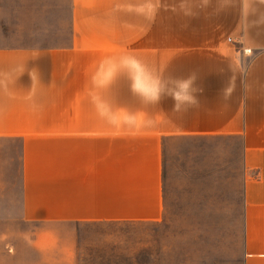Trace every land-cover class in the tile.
Segmentation results:
<instances>
[{"label": "crops", "instance_id": "obj_1", "mask_svg": "<svg viewBox=\"0 0 264 264\" xmlns=\"http://www.w3.org/2000/svg\"><path fill=\"white\" fill-rule=\"evenodd\" d=\"M69 3L67 33L51 0H0V264H78L82 226L161 220L165 147L198 137L240 141L245 264H264V0ZM190 74L180 111L132 90Z\"/></svg>", "mask_w": 264, "mask_h": 264}, {"label": "rangeland", "instance_id": "obj_2", "mask_svg": "<svg viewBox=\"0 0 264 264\" xmlns=\"http://www.w3.org/2000/svg\"><path fill=\"white\" fill-rule=\"evenodd\" d=\"M51 11L52 22H66L68 33L69 0H51ZM6 13L10 16V9ZM126 51L133 55L136 50ZM129 66L128 73L132 72ZM219 147L202 137L168 143L164 217L156 222L82 226L78 264H245L241 144L228 139ZM219 156L226 159L225 187L211 188L219 179L213 172L219 161L223 163ZM171 177L174 186L169 184Z\"/></svg>", "mask_w": 264, "mask_h": 264}, {"label": "clouds", "instance_id": "obj_3", "mask_svg": "<svg viewBox=\"0 0 264 264\" xmlns=\"http://www.w3.org/2000/svg\"><path fill=\"white\" fill-rule=\"evenodd\" d=\"M195 79V74H190L175 81L173 87L167 85L162 87L160 80L149 75L147 81L139 88L133 78L132 90L146 95L152 103H159L162 96H170L174 111H180L182 105L194 106L198 103L196 93L200 90L195 87Z\"/></svg>", "mask_w": 264, "mask_h": 264}, {"label": "built area", "instance_id": "obj_4", "mask_svg": "<svg viewBox=\"0 0 264 264\" xmlns=\"http://www.w3.org/2000/svg\"><path fill=\"white\" fill-rule=\"evenodd\" d=\"M249 51L251 52V50H250V49H246V50H245V52H249Z\"/></svg>", "mask_w": 264, "mask_h": 264}]
</instances>
